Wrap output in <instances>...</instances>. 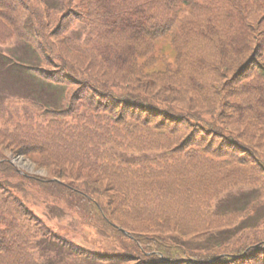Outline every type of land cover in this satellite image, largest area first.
I'll return each instance as SVG.
<instances>
[{"label":"trees","instance_id":"16d2710c","mask_svg":"<svg viewBox=\"0 0 264 264\" xmlns=\"http://www.w3.org/2000/svg\"><path fill=\"white\" fill-rule=\"evenodd\" d=\"M0 45V264H264V0H0Z\"/></svg>","mask_w":264,"mask_h":264},{"label":"rangeland","instance_id":"374dc122","mask_svg":"<svg viewBox=\"0 0 264 264\" xmlns=\"http://www.w3.org/2000/svg\"><path fill=\"white\" fill-rule=\"evenodd\" d=\"M14 40V39H13ZM20 47V46H16ZM9 51L11 49H7L6 46L0 45V108H4L6 106V103L9 101H15L19 100L22 101L20 105L24 107V109L28 110V104L25 103L26 100L19 99L21 98H27V82L26 79H22L21 76L16 74V67L14 65V62L11 60L9 61ZM7 108V106H6ZM7 159L10 161L11 164H14L15 167L25 174H36L41 176H46L47 172L43 168H37L34 163L29 160L28 158H25L24 156L20 155H13L12 153L7 154ZM0 178L3 179L2 175H0ZM1 185V184H0ZM251 188H244L242 187L239 189V192H236L229 196H224L223 199L218 203L220 205V208H230L231 204H234V200L242 193L247 194V192H252L250 190ZM237 190V189H236ZM253 193V192H252ZM224 194V193H223ZM219 197V199L221 198ZM37 203V202H36ZM215 203V200L214 202ZM36 213H46V206L44 203L40 204L37 203L36 206H32ZM75 219L76 223L75 225L80 227L79 221L73 216L72 220ZM44 221L50 224H58V225H66L71 221V218L69 217V214H64L61 211L58 213H54V216L51 214H48V216L43 218ZM65 228V227H64ZM68 227H66V231H69V238L73 241L79 243L80 245L86 246L90 249H97L98 246L96 245V242H102L104 245L102 247L106 249L115 250V245L113 241L109 240L105 235L103 236H94V233L92 230H89L91 234H87L88 230L87 228H83V232L78 231L77 233H73L70 231ZM92 237H95L96 240H94ZM101 247V244H98ZM101 249V248H100ZM98 249L97 251H100Z\"/></svg>","mask_w":264,"mask_h":264}]
</instances>
